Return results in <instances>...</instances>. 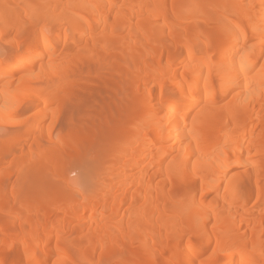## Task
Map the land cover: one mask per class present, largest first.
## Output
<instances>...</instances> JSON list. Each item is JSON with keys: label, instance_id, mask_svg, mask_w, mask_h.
Listing matches in <instances>:
<instances>
[{"label": "bare ground", "instance_id": "obj_1", "mask_svg": "<svg viewBox=\"0 0 264 264\" xmlns=\"http://www.w3.org/2000/svg\"><path fill=\"white\" fill-rule=\"evenodd\" d=\"M110 262L264 264V0H0V264Z\"/></svg>", "mask_w": 264, "mask_h": 264}, {"label": "rangeland", "instance_id": "obj_2", "mask_svg": "<svg viewBox=\"0 0 264 264\" xmlns=\"http://www.w3.org/2000/svg\"><path fill=\"white\" fill-rule=\"evenodd\" d=\"M29 112H30V110H28V112L26 113V115H28L29 114ZM31 112H32V109H31ZM65 113V112H64ZM64 113H63V115H64ZM19 126H22V125H18V126H15L17 129H19ZM23 127V126H22ZM22 127H20V129L22 128ZM3 129V128H2ZM16 129V130H17ZM73 175H74V173H72ZM71 174V175H72ZM74 177V176H73ZM123 209L124 208H122V211L118 214V216H115V217H112V218H109V219H103L104 221H106V220H108L107 222H109L110 221V223H113V222H117L118 220L120 221V220H127V219H129V216H128V213L126 214H124L123 212H125V209H124V211H123ZM104 218V217H103ZM112 220H113V222H112ZM114 224V223H113ZM137 244H135V246H136ZM209 252V250L207 251V253ZM206 253V254H207ZM109 264H113V263H109Z\"/></svg>", "mask_w": 264, "mask_h": 264}]
</instances>
